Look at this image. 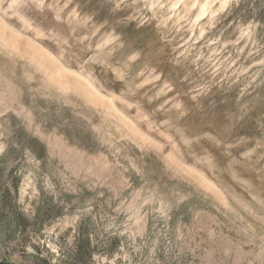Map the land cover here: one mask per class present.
<instances>
[{"label":"clouds","instance_id":"clouds-1","mask_svg":"<svg viewBox=\"0 0 264 264\" xmlns=\"http://www.w3.org/2000/svg\"><path fill=\"white\" fill-rule=\"evenodd\" d=\"M24 2L0 0L27 221L0 264H264V0Z\"/></svg>","mask_w":264,"mask_h":264},{"label":"rangeland","instance_id":"rangeland-1","mask_svg":"<svg viewBox=\"0 0 264 264\" xmlns=\"http://www.w3.org/2000/svg\"><path fill=\"white\" fill-rule=\"evenodd\" d=\"M15 8L18 16L26 15L27 6L24 0H16ZM50 144L54 150H59L61 148V145L58 142L51 141ZM192 174L197 176L205 185H207L209 190L214 189V185L206 180L202 174L195 173L194 170H192ZM26 224L27 221L16 210L15 205L11 203V197L7 190L0 192V234H3L6 237V241H10L15 238L16 232L26 226Z\"/></svg>","mask_w":264,"mask_h":264}]
</instances>
